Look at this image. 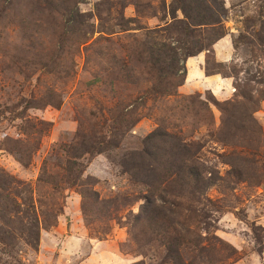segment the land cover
<instances>
[{
	"label": "rangeland",
	"instance_id": "374dc122",
	"mask_svg": "<svg viewBox=\"0 0 264 264\" xmlns=\"http://www.w3.org/2000/svg\"><path fill=\"white\" fill-rule=\"evenodd\" d=\"M222 1L229 9L228 35L220 40L228 38L233 52L227 62L219 60L215 45L220 40L216 42L215 58L208 54L211 75L207 53L198 55H205L201 66L208 77L231 79L228 94L224 86L182 91V85L177 95L155 98L153 93L145 96L148 85L137 80L143 68L136 65L135 49L149 31L167 27L171 4L183 6L184 0H76L75 12L88 26L69 24L60 10L45 14L26 4L3 6L2 0L0 174L5 179L1 176L0 203L12 207L11 200L3 199L6 193L19 202L31 197L32 210L23 205L6 211L14 220L11 230L0 219V236L7 230L12 235L0 240V264H177L176 253L159 242L160 234L149 230L151 242L142 238L147 246L134 236L141 237L143 226L138 227L136 216L149 188L121 165L125 153L143 148L142 141L157 129L185 139L196 163L222 176L232 154L246 168L257 169L251 172L258 175L253 177L257 183L241 181L231 190L217 184L200 195L203 202H190L197 209L184 211V219L193 217L184 221L190 237L206 234L201 222L206 217L212 222L208 236L216 239L185 244L179 250L182 262L264 264V41L257 36L261 22L252 26L255 18L264 19V0ZM178 17H184L181 10ZM166 34L171 41L181 36L175 29ZM196 56L187 59V74L188 62ZM117 59L121 65L114 63ZM122 64L127 70L135 67L136 83L122 80ZM238 101L245 107L236 111L229 102ZM123 110L141 118L128 132L118 133L114 120ZM258 129L260 134L249 131ZM83 138L108 146L75 157L74 147ZM184 159L183 151L176 154L179 163ZM73 160L77 183L67 180L74 178L67 171ZM18 215L39 221V228L32 229L38 231L36 243L24 240L31 225L28 218L18 222ZM209 245L211 256L201 254Z\"/></svg>",
	"mask_w": 264,
	"mask_h": 264
},
{
	"label": "trees",
	"instance_id": "16d2710c",
	"mask_svg": "<svg viewBox=\"0 0 264 264\" xmlns=\"http://www.w3.org/2000/svg\"><path fill=\"white\" fill-rule=\"evenodd\" d=\"M75 1L76 0H3V6L5 2L12 5V8L20 4H26L30 5L34 11L45 14H51V9L60 10L62 15L66 16L69 24L72 22L73 26H77V24L80 26H88L84 20L79 18L80 12H75ZM0 3H2V0H0ZM180 4L181 3L171 4V22L167 24V27H158L149 31L146 36V42L137 45L135 49L136 65L140 66L141 69L143 68L141 75H136L139 77L137 80L147 83L148 85V88H146L143 93L145 96H149V93L155 94V98L177 95L178 88L184 85L187 78V68L185 64L187 59L204 51L207 55H213L215 53L214 45L216 42L228 35L225 20L228 17L229 9L226 8L222 0H184V5L182 6ZM180 10L184 14L183 18L178 17V12ZM3 17L4 9L0 11V19ZM258 21L261 22L262 30L258 32L254 29L253 32H258V38L264 41V19L260 18L258 20L255 18L252 21V26ZM249 22L250 21H247V23ZM20 26L23 29L26 28L25 19H20ZM169 29L177 30L181 36L171 41L170 34H166V31ZM96 51L97 48H95L94 52L96 53ZM100 52L99 50V55L101 54ZM116 58L115 55L112 56V60ZM209 61L210 55L207 56L206 72L208 75H211L213 73L209 70ZM114 63L116 65H121L119 59ZM122 66V71L119 69V72L121 71L122 80H131V82H135V73L133 72L136 70L135 67H131L127 70L125 64H122ZM220 66L223 67L224 65L221 64ZM131 72L134 75H131ZM131 77L132 79H129ZM143 97L142 95L141 98ZM249 99H252V97ZM239 102L241 101L229 102V104L237 111L240 110L241 107H245L244 104H239ZM249 109L250 106L247 105V111ZM131 113L132 111L124 112L123 110L114 120L120 126V131L118 133L128 132L136 122L140 120V116H134L132 115L133 113ZM227 130L231 132V126L228 127ZM249 131L251 133L260 134L259 129ZM235 134L236 133H232V135ZM142 142L144 147L127 151L121 163L124 171L128 173L132 179L143 183L149 188L147 189L148 193L144 197V203L141 205L140 212L136 216L138 227L143 226L140 230L141 237L139 233H136L134 236L139 238L138 240L147 246L149 243H146L144 240L148 242L152 240L148 235L149 230L155 231L157 234H160V238L158 239L159 242H161L170 253L172 251L176 253L173 256V260H175L177 264H184L179 254L181 247L185 244L198 245L203 239H216L215 236H208L210 234L208 230L212 222L208 221L206 217L201 219V222L206 225V234H201L197 238L190 237L191 231L189 228L185 227L184 224L193 217L190 216L184 219V211H197L190 202H203L200 199V195H204L210 187L217 184L226 185V188L231 190L241 181L253 183L255 182L253 177H257L258 175H252L251 172L257 169L246 168L245 165L237 162L239 158L235 157L236 154H232L229 158L227 156L228 159L224 161L230 166V169L227 171L226 176H222L207 164H197L195 161L196 153H193L191 156L190 144H188L185 139L183 143L178 134L164 129L153 131L147 135ZM107 146L108 145H104L103 141H101V143H95L88 141L87 138H83V141L74 147V155L80 158L87 153L102 152ZM182 151L186 159H184V163H179V161L176 160V154L182 153ZM242 159L244 160V158ZM76 168L77 162L75 160L70 161L67 171L73 173L74 178L72 179L69 175L67 177L68 182L77 183V180L80 179V175H78ZM1 176L5 179V176L0 174V182L3 180ZM88 181L92 183L90 178ZM186 188L189 192L184 194ZM197 193H199V195ZM185 198L186 200H184ZM3 199L11 200L12 207L0 203V219H2L5 227L11 230L14 226V220L8 218L5 212L11 209L17 211L18 208L23 205H28L32 210V198L30 197L25 201L22 197V202H19L14 198L11 199L10 195L6 193ZM24 213L25 216L29 214L28 212ZM24 218H28V224L31 225L30 230L32 231L29 237H24V240L29 244H34V242L36 243L38 241V231H33L32 229L39 228V221L36 220V218L34 220H31L29 217ZM24 218L18 215L17 220L19 222L24 220ZM177 225L180 226L184 232L181 230V232H178L176 228ZM155 226L159 228V232L156 231L154 228ZM20 230H23L22 226ZM5 232V235L0 236V240L3 242H6V240L10 238L9 236H12L10 231L7 230ZM142 234L144 237H142ZM142 238H144V240ZM210 246L211 245L202 247L200 253L202 254L204 252L205 255L208 254V256H211Z\"/></svg>",
	"mask_w": 264,
	"mask_h": 264
},
{
	"label": "crops",
	"instance_id": "0c3cea01",
	"mask_svg": "<svg viewBox=\"0 0 264 264\" xmlns=\"http://www.w3.org/2000/svg\"><path fill=\"white\" fill-rule=\"evenodd\" d=\"M228 38H224L220 40L216 45H215V50H216V55L218 56V59L221 61H228V58L233 52L232 44L230 40H227ZM226 43H223L225 42ZM205 55L200 54L196 56L193 59L189 60V69H188V74H187V80L185 85H183L180 90L182 91H187L188 88L189 90L191 88H213L217 90L218 88L225 87V92L226 95L228 94V88L232 84L231 79L228 78H220V76H207L205 74V71L202 69L201 64L204 62Z\"/></svg>",
	"mask_w": 264,
	"mask_h": 264
}]
</instances>
